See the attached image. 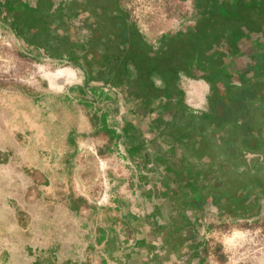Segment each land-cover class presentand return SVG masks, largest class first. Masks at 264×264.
<instances>
[{
    "label": "crops",
    "instance_id": "1",
    "mask_svg": "<svg viewBox=\"0 0 264 264\" xmlns=\"http://www.w3.org/2000/svg\"><path fill=\"white\" fill-rule=\"evenodd\" d=\"M34 58L37 57L33 55ZM19 75L24 79L25 72ZM63 76L67 81L69 72ZM90 87L88 83V92ZM109 89L99 85L94 90L98 94L92 100L71 97L68 90L63 91L62 98L53 100L31 92L25 85L0 86V264H126L125 255L117 253L121 241L127 238L126 233L132 236L138 224L128 222L127 217L134 214L129 208L123 209V203L144 207L145 211L140 209V212L145 214L141 219L145 223L143 232L148 235L154 233L148 230L152 228L148 217L155 212L147 211V205L154 199L162 204L174 203L162 194V188L156 198L151 197L156 185L149 178L161 170V184H167L168 179L165 167L156 160L158 156L165 157L158 148L152 152L147 148L141 151L144 160L141 171L145 175H142L144 181H139L141 195H138V183L133 181L131 192L127 193L130 198L135 196V203L129 198L117 197L112 190V196L106 197L110 205H99L90 181L83 178V173L79 174L92 153L91 132L97 135L94 139L99 144L107 137L110 149L119 146L123 139L122 128L109 123L106 111L97 107L108 101ZM194 104L198 107L199 103ZM120 182L114 180L113 187ZM116 234L120 242L111 244V237ZM143 240L134 249L146 254L154 239L146 235ZM154 242H160L159 236ZM127 264L137 262L130 260Z\"/></svg>",
    "mask_w": 264,
    "mask_h": 264
},
{
    "label": "trees",
    "instance_id": "2",
    "mask_svg": "<svg viewBox=\"0 0 264 264\" xmlns=\"http://www.w3.org/2000/svg\"><path fill=\"white\" fill-rule=\"evenodd\" d=\"M52 2L36 0V4H32L30 0H0V16L12 17L16 25L22 24L21 30L31 33L29 43L41 49L36 38L49 27L48 14L43 12H53L50 10ZM197 4L201 18L195 25L163 34L157 48L123 11L117 20H107L108 25L119 29L118 32L107 29L106 35L114 34L113 38L107 36L113 47L104 51L103 58L98 61L83 60L90 79L104 78L106 73L105 81L113 88H129L128 93L145 104L162 100L164 95L169 96L164 110H171L172 117L161 116L159 119L175 144L171 147L170 157H162V160L169 165L167 196L181 209L176 213L182 221L187 208L204 207L208 196L221 208L233 205L237 211L251 203L252 192H264V170L261 167L250 170L251 163L246 157L247 150L264 146V137H255L252 129L260 121L248 115L252 103L249 102L250 97L262 96L264 101V87L257 84L249 86L244 71L239 73L241 85L235 84L225 52L239 49L238 40L244 27L251 30L245 15L247 8L258 4L257 0H198ZM113 15L111 18H116ZM86 53L80 55L81 58L90 53L98 56L99 52L92 50ZM75 58L80 57L77 55ZM95 63L97 66L102 64L98 70V74L102 72L101 76L94 71ZM182 72L215 83L208 111L195 112L182 101L183 93L179 87ZM155 77L162 79V85L155 83ZM219 80L224 88L216 84ZM179 111H183L185 117L189 115L187 121L181 120ZM222 129L225 134L214 139L212 134ZM176 144L182 148L179 155L176 154ZM171 181L175 182L174 186H171Z\"/></svg>",
    "mask_w": 264,
    "mask_h": 264
},
{
    "label": "rangeland",
    "instance_id": "3",
    "mask_svg": "<svg viewBox=\"0 0 264 264\" xmlns=\"http://www.w3.org/2000/svg\"><path fill=\"white\" fill-rule=\"evenodd\" d=\"M119 1L123 9L127 11L129 17L136 22L144 35L156 48L161 45L160 38L163 34L177 31L186 22L192 21L196 12V0ZM65 11L66 13L63 14L61 12L60 14L63 16L61 21L50 22L51 24H49L47 31L36 38V42L42 46L41 50L38 47L29 48L28 43L30 41L28 39L31 34L28 30L26 32L22 31L21 34L23 33V35H20L19 30L21 27H13L11 21H9L10 18L0 19V86L16 88L18 84L25 85L31 92L41 93L43 97L50 96L53 100L57 97L62 98L63 91L67 90L71 94V97L84 96L90 97L91 100L95 96L94 94H98L94 90L99 85H104V82L97 78L94 80L90 79L83 60L98 61L100 57L91 53L84 58L80 56L87 54L88 50L86 47L88 46L90 48L101 47L97 40H91V43H88L87 39L89 32L92 31V27L96 23V19L82 12L73 15L70 11ZM18 49L21 51H18ZM92 50L90 49V51ZM47 52L54 53V55L51 56ZM33 55L37 57L34 58L37 61L33 59ZM77 55L80 58L76 59ZM64 68L67 70H62ZM99 69L100 65L98 64L97 66L95 63L94 71L97 75L101 76L102 72L98 74ZM23 71L25 72V75H23L25 76L24 79L21 77L22 75H19ZM67 71L69 72V76L66 81L63 75ZM49 74L52 75L49 76ZM54 76L57 78L56 81H53L54 78H50ZM161 81V78L155 77V83L158 86L162 85ZM88 83L91 86L90 92L86 89ZM181 85L185 90V102L190 107L202 111L210 109L208 98L211 94V85L206 80L194 78L191 75L183 73ZM128 90L129 88L126 89V87H121L117 92L109 89L106 92L109 98L108 101H104L97 106L100 108V111H106L109 116V123L122 128L123 139L121 144L115 149H110L107 137L102 138L100 141L102 144H99L94 139L97 138V135L91 132L89 145L93 148L91 149L92 153L88 155L87 165L79 170V174L83 173V178L90 181L93 194L96 197V203L102 206L105 205L106 207L110 205L106 198L107 194L112 196V190L113 194L117 197H121L122 199L129 198L135 203V196H131L130 198L127 195V193L131 192L130 186L132 181L136 184L138 183V195H141L142 186L139 184V181L143 180V176L145 177L143 171H141V165L144 161L141 151L147 148L152 152L158 148L159 152L165 153L166 158L170 157L169 146L165 143L164 139H156L152 145L145 147L151 143L149 142L151 124L149 121L153 113L150 112L149 107L140 105V100L132 97L128 93ZM104 95V93L100 94L102 97ZM196 101L199 103L198 107L194 104ZM121 116L123 122H120ZM179 116H181V120L183 121H187L186 118H189V115L186 117L184 115ZM125 123L133 126L134 131L141 132L142 137L140 140L134 135L129 137L126 135L128 132L125 128L127 127L123 128V124ZM224 134L225 131L222 130L216 134H212V137L219 139ZM139 141L145 146L139 147L138 152L132 154L128 148L129 144H138ZM167 169L164 168V173H167ZM242 169L243 167L240 170ZM162 176L163 173L160 170L148 180L156 185L151 190L152 199L156 198L159 189L162 188ZM117 179L121 181V186L117 185L113 187L112 183ZM126 182H128L127 185L125 184ZM99 190L101 192H98ZM111 201L113 202V200ZM153 201L152 204L147 205V211L157 213V223H164L170 218L175 205L170 202L162 204L161 201L156 199ZM147 202L150 203L149 198ZM124 204L122 208H129L130 213L134 214V217H127L128 222L134 225L138 224V226H134V229H137V231L132 236L126 233V240L121 238L124 243L121 241L122 246L117 254L121 256L125 255V259H127L126 264L130 260L132 262L136 261L137 264H144L145 253L138 252L139 249H134L136 247L135 244L137 242L143 243L146 235L150 240H156L158 236L152 228L148 229L149 231H154L152 234L148 235L143 232L145 223L142 219L145 214L140 212L141 206L137 208L132 203L129 205L128 203ZM143 209L144 207H142L141 211ZM190 213H193L192 210H190ZM218 213L223 212H220L215 207H209L205 211H201L200 217L202 219L199 221V227L202 230H207L206 236L200 234L202 232L199 233L196 230L188 229V233L186 234L187 240L185 244L181 245V247L183 246L182 248L186 247L184 252H182L184 253L182 258L187 261L185 262L188 263L192 258L195 259L196 264H199L200 261H203L205 264H264V196L259 197L248 207V216L226 217ZM131 238L132 242L129 243ZM200 239L206 242L204 248L199 247L201 245ZM118 240L120 242V236L116 234V236L111 237V244L116 243L117 245ZM131 250L134 253H130ZM172 257L176 259L178 256L172 253Z\"/></svg>",
    "mask_w": 264,
    "mask_h": 264
},
{
    "label": "flooded vegetation",
    "instance_id": "4",
    "mask_svg": "<svg viewBox=\"0 0 264 264\" xmlns=\"http://www.w3.org/2000/svg\"><path fill=\"white\" fill-rule=\"evenodd\" d=\"M27 1L29 2V0H27ZM30 1L32 4H36V0H30ZM50 1L52 2V0H50ZM197 1L198 0H196V12H195V16L193 17L192 21L186 22L183 25V27H181L177 31H179L181 29L184 30L185 28H187L189 26L195 25L197 20L201 18L200 17V9H199V6L197 4ZM232 1H234V0H232ZM41 2H47V1H41ZM118 3L120 4L119 0H118V2L115 0H54V2H52V6L50 8V10L53 12L49 13V10H48V13H46V12H43V13L48 14L47 18L50 20L51 23H52V21H56V20L61 21L63 16L60 14H61V12H63V14L66 13L65 10H68V12L70 11L71 14H73V15H77V14H79V12L80 13L82 12L83 14H87L88 16H92L93 18H95L96 23L93 25L92 31L89 32L87 39H88V43L89 42L91 43V40L92 41L97 40L98 44L101 47L100 48H90V46H88L86 48L88 51H90V49H93V51H98L99 52L98 55L101 59V58H103L104 51H108L114 45V44L111 45L113 42L107 39L108 35L113 38L114 34L111 33V34L106 35V32L108 30H111V29L116 30V28H115V26L112 27L111 24L108 25V21H110L112 19H113V21L117 20L118 19L117 17L121 16V14H123V11L125 13H127V11L125 9H123L121 4H120L121 5V8H120ZM257 3L258 4H256V6L254 5L253 7H249L246 10L247 11V13L245 15L246 21L249 22V24L251 26L250 27L251 30H248L247 28L244 27L243 35L238 40L239 49L236 48L235 51H225L227 54L226 59H228L229 66H230L231 71L233 73L232 81L237 85H241V78L239 76L240 75L239 73L244 71V72H246L245 75L247 77V84L249 86L257 84V85H262V87H264V72H262L264 70V0H261V2H260V0H257ZM77 5H79V6H77ZM259 13H262V16H260ZM113 14L116 15V18L115 17L111 18ZM127 15H128V13H127ZM8 18H10L9 21H11L13 27H17V28L21 27V29H22V26H23L22 24L16 25L14 23V20L12 17H8ZM129 19H130L129 21L131 23H134L135 25H137L136 22L133 21L130 17H129ZM99 24H102V25H99ZM137 27H138V25H137ZM21 29L19 30V34L23 35V33L21 34V32H22ZM116 31L118 32L119 29H117ZM177 31H174V32H177ZM88 43H87V45H89ZM28 46H29V48H37L38 47V46L32 45L30 43H28ZM114 49L116 51H118V49H116V48H114ZM51 56H53V55H51ZM219 56H220V54H219ZM183 73H185V72L181 73L180 80H179V87L181 88V91L183 93L182 97H180V98H182V101L186 105H188V103L185 102V98H184L185 90L182 88V85H181ZM186 74L190 75L188 73H186ZM106 76H107V74L105 73V77ZM105 77L99 79V80H102L104 82V86L110 87L112 90H114L116 92L118 91V89L121 88V87L113 88V85H111V83L105 81L106 80ZM193 77L206 80L211 85V91H212L213 84H215V83L209 81L208 79H206L204 77H195V76H193ZM216 84H218L219 87L224 88L222 81H220V80L216 81ZM131 96L134 97L135 99L140 100V105H143L145 107H149L150 112L153 113L152 114L153 116L151 117V119L149 121V122H151L150 130H149V133H150L149 142H151V143H149L146 146L144 145V146L148 147L149 145H152L153 141L156 139H160V140L164 139L165 143H167L169 146L168 149L170 150L169 153L171 155L173 152V151H171L172 150L171 147H172V145L175 144V141L169 134H167V132H166L167 129H165V126L161 123V119H159V117H161V116L165 117V118H171L172 117L170 114L171 110H164L165 107L168 105L166 100L169 98V96L164 95L162 100L157 99L154 102L149 103V105L143 103L142 100L139 99L138 97H136L135 95L131 94ZM209 97H210V95H209ZM249 97H250V95L247 96V98H249ZM262 98L263 97L260 96V97H256L253 99L250 97V99H249V102H252V103L250 104L251 111L248 115L252 119H254V120L256 119V120L260 121L259 125H258V123H259L258 122L254 125V127L252 126V129L254 130V133L256 135L255 137H257V138H259L261 136L264 137V101H262ZM173 99H175V97ZM208 103H209V98H208ZM192 110H194L195 112H203L202 110H199V109H193L192 108ZM179 115H184L183 111H179L178 116ZM179 117L181 118V116H179ZM120 122H123L122 116L120 117ZM125 127H127V128H125ZM123 128H125L127 130L128 133L126 135L128 137L131 135L132 136L134 135L139 140L141 139V137H142L141 132L134 131L133 126H130L129 123L123 124ZM139 142H138V144H136V143L129 144V147H128L129 150L136 154V152H138L139 147H144L141 144V142L140 143ZM155 148H156V146L154 147V150H155ZM176 148H177L176 154L179 155L182 148L178 147V144H176ZM155 151H157V150H155ZM176 154H175V156H177ZM246 157L248 158V161L251 163V166H249L250 170L254 169L256 167H261L264 170V165H263V163H264V146H260L259 148H256V149L251 148L250 150H247L246 151ZM162 159H163L162 156H158L156 160L158 163H162V165L165 168H167L166 165H168V162H164ZM257 160H258V162L256 164H252L254 161H257ZM218 165L219 164H217L216 167H218ZM174 183L175 182L171 181V183H170L171 186L172 185L174 186ZM168 188L169 187L167 184H163L162 190H161L162 194L167 195V193H168L167 189ZM261 196H264V192H262V191L252 192L251 197L249 198V201L251 203L240 208V210H237L238 212L234 211L235 207L233 205L228 206L226 209L221 208L219 205L214 204L211 201L212 198L210 196H208L209 197L208 202L206 203V205L204 207H202V208H197V207L187 208L186 213H184L185 214L184 215V218H185L184 221H182L181 216H177L176 212H180L179 210H181V209L176 204H174L175 205L174 211L170 214V218H169L170 220L168 219L164 223H157L158 215H157V213H153V215L149 216L148 219H149V223L151 224L152 229L156 231V234H158V236L160 238V242L156 243V242L152 241L154 246L150 244L151 245V247H149L150 250L146 251V254L144 257V260H145L144 264H163V262H167L168 264H196L195 259L191 258L192 260L190 259L188 261V263H186L187 261L182 258L183 254H184L182 252H184L186 247L182 248L183 246L181 247V245L185 244V242L187 240L186 234L188 233L187 232L188 229H193L194 231L196 230V232H199V233L202 232L200 234H202V235L204 234L206 236L207 230L206 229L202 230V228L199 227L200 226L199 221H200V219H202L200 217L201 211L202 210L205 211L206 208H209V207H215L220 212H223V213H218L221 216H226V217L238 216V215L239 216L240 215L248 216L249 215V213H247L248 207L251 206V204ZM190 210H192L193 213H190ZM205 245H206V242L201 240V245L199 247L204 248ZM172 253L173 254L175 253V255L178 257H176V259L173 258ZM194 258H196V257H194ZM199 264H205V263H203V261H200Z\"/></svg>",
    "mask_w": 264,
    "mask_h": 264
}]
</instances>
